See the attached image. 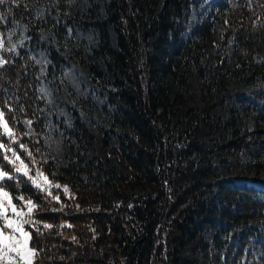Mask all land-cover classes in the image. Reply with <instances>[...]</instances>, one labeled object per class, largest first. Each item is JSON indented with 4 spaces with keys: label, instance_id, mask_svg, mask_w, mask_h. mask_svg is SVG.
<instances>
[{
    "label": "trees",
    "instance_id": "16d2710c",
    "mask_svg": "<svg viewBox=\"0 0 264 264\" xmlns=\"http://www.w3.org/2000/svg\"><path fill=\"white\" fill-rule=\"evenodd\" d=\"M85 1L87 12L74 16L68 13L70 0H7L0 5V30L21 25L29 38L16 53L3 50L0 55V111L12 139L2 141L15 146L31 167L28 173H39L48 182L37 187L35 178L16 173L1 160L11 172L1 184L40 207L34 214L38 225L29 228L34 264H185L176 256L170 234L183 233L195 219L218 224L217 235L233 233L236 256L226 255L222 264H241L246 248L254 258L247 255L245 264H264V190L224 179L222 171L235 174L248 166L227 160L214 166L216 149L196 141L207 112L178 109L188 94L189 77L197 79L207 105L229 86L264 80V1L251 19L232 14L226 3L217 6L188 40L176 21L190 0H107L104 16L93 0ZM66 28L72 30L71 39ZM88 29L98 37L90 56L74 35ZM42 34L52 36L58 48L45 46ZM228 42L234 46L232 55L225 52ZM69 46L73 62L89 72L95 85L106 89L108 84L120 104L112 125L123 132L103 158L87 161L80 152L94 138L76 123L62 139L61 164L44 142L50 110L31 53L46 47L48 75L57 78L62 65L58 52ZM225 129L233 130L230 124ZM229 145L232 151L239 146ZM46 186L59 195L52 198Z\"/></svg>",
    "mask_w": 264,
    "mask_h": 264
},
{
    "label": "rangeland",
    "instance_id": "374dc122",
    "mask_svg": "<svg viewBox=\"0 0 264 264\" xmlns=\"http://www.w3.org/2000/svg\"><path fill=\"white\" fill-rule=\"evenodd\" d=\"M263 1L190 0L188 10L186 9L184 16L176 22L180 29L186 30L183 39L188 40L191 39L192 33L197 27L208 20L217 5L226 3L232 14H240L251 19L257 13L259 5ZM93 2L97 5L99 14L104 16V6L107 0H93ZM89 7L85 0H70L68 13L71 16L82 15L87 12ZM52 17L53 20H58L56 15L52 14ZM65 32L67 38L71 39L72 30L66 28ZM74 32V35L85 43V52L90 56L98 43L97 34L89 29ZM109 38L111 45L116 47L115 36L111 30H109ZM40 40L45 46L58 48L55 39L48 34H42ZM28 41L27 30L21 25H14L10 31H0V42L3 43V46L6 43L10 53H15L18 45ZM13 45H15V50H12ZM72 46L65 48V50L60 49V52H58L62 65L59 70L60 75L57 78L48 75L47 68L50 62L46 47L35 48L31 53L32 58L40 67V91L51 110L46 114L48 136L44 142L49 154L61 164H63L64 157L61 140L64 139V133L74 128L76 123L81 125L94 138L93 143L89 145V149L80 152L87 161L103 158L105 149L116 147L115 136L123 132L112 125V116L120 106L119 102L109 93L108 84L105 85L106 89L95 85L89 72L73 62L74 55L71 50L74 48ZM224 48L227 54H233L234 46L232 43L228 42ZM99 68L105 75V82H107L108 76L105 73L104 66L100 64ZM187 88L188 94L184 97L183 106L178 109L184 113L189 110L198 111L199 113L207 112V124L200 125V129L196 134V141L199 144H206L216 149L212 155L214 166L219 167L223 160L240 164V166H248L239 173L226 174L222 171L220 175L226 180L252 184L264 190V156L261 149L264 146V80H258L253 85L229 86L214 98L211 105H207L202 101L201 90L195 77H189ZM0 113L2 112L0 111ZM2 119L7 124L3 114ZM226 124H230L233 130L225 129ZM7 126L10 130L8 124ZM0 135H2L0 136V145H3V147H0V171L7 173L5 178L10 177L11 172L1 166L4 162L11 164L12 170L16 173L25 174L23 170L16 171V168L22 164L27 169L25 175L36 178L37 176L33 177V174L28 173L31 167L20 156L15 146L9 145L12 139L2 124H0ZM4 137L8 138V143L2 141ZM232 143L239 144L236 151H232V146L229 145ZM13 153H15V156H13ZM1 160L4 162H1ZM4 179L0 180V185H2L1 182ZM48 188L49 186L45 187L46 193L55 199L59 192H53ZM3 191L9 193V199L18 210L27 212L26 202L29 200L35 205L31 213V219L34 223L24 225L25 230L30 233L29 228L38 225V223H35L36 217L34 216L40 211L38 202L22 194L12 195L4 186ZM8 215H12L10 209ZM2 223L3 221L0 220V224ZM216 225L215 227L204 225L200 220L195 219L194 225L186 226L183 233L172 232L170 242H173L172 248L176 256L185 264H196V262L200 264H217L219 260L222 264L226 255L234 258L237 253V246L230 238L233 233H230V235H217L219 230L218 224ZM253 254L251 249L246 248L240 256L241 264L247 263V255L250 259H253ZM34 260L35 256L33 257Z\"/></svg>",
    "mask_w": 264,
    "mask_h": 264
},
{
    "label": "snow or ice",
    "instance_id": "6c2138e0",
    "mask_svg": "<svg viewBox=\"0 0 264 264\" xmlns=\"http://www.w3.org/2000/svg\"><path fill=\"white\" fill-rule=\"evenodd\" d=\"M6 2L7 0H0V5H4ZM2 47L3 43L0 42V48ZM12 50H15V45H13ZM2 63L4 61L0 60V64ZM0 124L3 125L6 132L11 134L7 124L3 122L2 113H0ZM0 147H3V145H0ZM13 156H15V153H13ZM22 170L27 174V169L22 164L16 168L17 172ZM5 176H7V173L0 171V180L4 179ZM33 183L37 187H42L47 185L48 182L46 177L41 178V174L38 173ZM64 191H67V188ZM26 207L27 212L18 210L9 199V193L3 191V185H0V220L3 221L0 224V264H34L33 257L36 250L30 247L31 235L25 230L24 225L34 223L31 219V213L35 205L29 200L26 202ZM9 209L12 213L11 216L8 215ZM44 227H51V225H44Z\"/></svg>",
    "mask_w": 264,
    "mask_h": 264
}]
</instances>
